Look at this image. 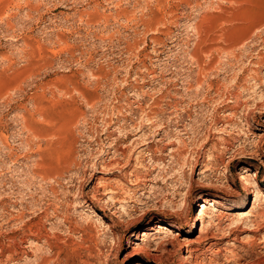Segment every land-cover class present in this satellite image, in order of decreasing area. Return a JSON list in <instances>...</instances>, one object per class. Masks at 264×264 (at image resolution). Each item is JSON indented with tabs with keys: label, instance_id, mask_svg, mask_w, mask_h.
Listing matches in <instances>:
<instances>
[{
	"label": "rangeland",
	"instance_id": "1",
	"mask_svg": "<svg viewBox=\"0 0 264 264\" xmlns=\"http://www.w3.org/2000/svg\"><path fill=\"white\" fill-rule=\"evenodd\" d=\"M262 196L264 0H0V264H264Z\"/></svg>",
	"mask_w": 264,
	"mask_h": 264
},
{
	"label": "bare ground",
	"instance_id": "2",
	"mask_svg": "<svg viewBox=\"0 0 264 264\" xmlns=\"http://www.w3.org/2000/svg\"><path fill=\"white\" fill-rule=\"evenodd\" d=\"M184 193H185V191H184ZM184 196V195H183ZM262 197H264V196H262ZM185 200V199H184ZM115 220V219H114Z\"/></svg>",
	"mask_w": 264,
	"mask_h": 264
}]
</instances>
